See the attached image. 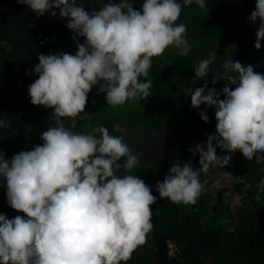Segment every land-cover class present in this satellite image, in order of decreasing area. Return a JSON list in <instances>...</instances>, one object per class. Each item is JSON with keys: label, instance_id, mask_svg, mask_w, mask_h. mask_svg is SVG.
I'll return each mask as SVG.
<instances>
[{"label": "clouds", "instance_id": "obj_1", "mask_svg": "<svg viewBox=\"0 0 264 264\" xmlns=\"http://www.w3.org/2000/svg\"><path fill=\"white\" fill-rule=\"evenodd\" d=\"M17 3L27 5L37 17L56 16L53 10L58 9L60 18L68 19L73 38L83 43L77 40L75 55L40 54L39 63L26 71L38 75L28 88L31 104L51 109L54 123L40 135L43 144L32 150L11 160L0 151V187L6 186V202L27 217L9 219L0 214V264H128L154 228L152 206L157 197L143 179L121 174V169L133 173L140 157L125 142L126 130L120 124H114L113 131L121 135H111L99 125L91 133L75 129L79 121L89 118L85 109L94 87L99 86L98 92L106 94L113 108L147 100L153 58L169 48L184 57L191 51L187 26L178 22L182 10L195 3L207 11V2L143 0L140 10H135L133 0L119 4L109 0L91 14L78 0ZM249 20L257 27L254 47L259 51L264 45V0H256ZM216 55L211 53L195 67V76L204 85L185 89L193 108L215 109V133L206 145L190 149L193 157L199 155L200 167L176 163L156 184L159 198L177 205L196 204L208 190L207 181L201 182L200 177L229 167L237 151L255 157L264 172V71L226 60L223 79L229 86L221 93L208 87ZM219 81L213 74L211 84ZM199 115L209 123L206 111ZM10 126L11 121L0 116V129ZM150 131H140L136 149ZM217 148L227 154L218 155ZM220 180L212 187L219 189ZM256 187L259 201L264 179ZM179 259L180 255L175 260Z\"/></svg>", "mask_w": 264, "mask_h": 264}, {"label": "trees", "instance_id": "obj_2", "mask_svg": "<svg viewBox=\"0 0 264 264\" xmlns=\"http://www.w3.org/2000/svg\"><path fill=\"white\" fill-rule=\"evenodd\" d=\"M206 2L207 11H202L193 3L182 10L178 21L187 26L186 36L191 45L188 56H180L177 49L169 48L163 56L153 58L148 77L152 81L148 99L113 108L107 104L106 94L98 92L95 114L77 132L91 133L99 125L107 127L111 135H121L113 131L114 124H120L126 130L125 142L140 157L133 173L151 187L153 195L157 197L152 210L158 226L180 249V259L169 261V264H185L190 260L202 263L204 257L210 258L212 264H264V195H261L259 201L256 200V186L264 179V172L255 157H246L237 151L229 167L210 170L207 175L200 177L201 182L207 181L208 190L199 197L196 204L177 205L167 199H160L156 191L157 182L163 181L172 165H166V171L163 172L136 149L135 137L144 128L153 130L159 127L161 131L176 135L189 118L194 122L191 129L199 140L207 141L209 135L215 133V109L203 105L200 109L193 108L191 97L186 96L185 92L187 87L194 89L204 85L203 81L196 78L194 70L199 61L208 58L211 53H216L217 59L210 66L209 89L215 88L222 93V89L229 86L223 79V64L228 59L264 71V45L259 51L255 49L257 27L249 20L255 10L256 0ZM133 3L134 9L140 10L143 0H133ZM78 4L90 14L102 9V5L95 0H78ZM58 21L51 14L37 17L27 5H20L17 0H0V116L11 121L10 127L0 129V151L5 153L7 160L43 144L40 136L25 123L28 99L22 66L27 65L46 45ZM73 37L74 33L70 34L67 43L54 53L75 55L78 50L77 40L80 43L83 40ZM218 57L221 64L217 62ZM213 74L221 80L216 85L211 84ZM221 99H224L223 94ZM90 107L91 93L85 111L88 112ZM43 111L48 128L54 123L52 110L43 106ZM200 111L207 112L209 123L201 119ZM67 123L69 121L66 120ZM141 142L151 145L153 138L149 135L141 139ZM182 144L185 145V142L182 141ZM217 154L227 153L217 148ZM191 155L192 152L179 159L175 154V162L181 166L188 163L198 168ZM220 171L238 176V180L233 183L232 196H238L242 206L236 214L231 210L229 201L213 197L212 185L222 177L218 175ZM202 206L204 211L197 212ZM0 214H6L9 219L17 215L27 218L26 214L17 212L7 204L6 186L0 187ZM206 226L208 232L203 230ZM158 261L159 254L149 233L146 244L133 253L128 264H158Z\"/></svg>", "mask_w": 264, "mask_h": 264}, {"label": "water", "instance_id": "obj_3", "mask_svg": "<svg viewBox=\"0 0 264 264\" xmlns=\"http://www.w3.org/2000/svg\"><path fill=\"white\" fill-rule=\"evenodd\" d=\"M53 11L57 13L56 17L59 19L55 26L54 34L49 38L46 45L31 58L29 63L22 66V74L25 79V87L27 90L28 99V108L25 123L28 124L31 127V130L39 136L47 130L43 117V106L32 105L28 93L29 85H31L36 79H38V75L35 73L26 75V71L30 72L33 66L39 63L38 56L40 54L48 55L50 53H54L59 47L66 44L68 35L72 33V31L67 28L68 19L60 18L58 9H54ZM98 87L99 86L94 87L91 92V107L87 112L89 114V118L79 121L75 131H78L79 127L86 124L95 114L98 107ZM118 163L123 164V162L121 161H119ZM121 174L135 175L134 173H125L123 169H121ZM152 223L154 225V228L150 235L159 254L158 264H169V260L167 257V241L169 240V237L161 232L154 213L152 216Z\"/></svg>", "mask_w": 264, "mask_h": 264}, {"label": "flooded vegetation", "instance_id": "obj_4", "mask_svg": "<svg viewBox=\"0 0 264 264\" xmlns=\"http://www.w3.org/2000/svg\"><path fill=\"white\" fill-rule=\"evenodd\" d=\"M95 1L99 3L100 5H102V7L104 4L109 2V0H95ZM112 2L118 3L120 2V0H112ZM216 59H217V56H216ZM217 62L221 64L219 57H218ZM193 123H194L193 120L189 118L187 120V123H184L183 125L184 127L182 126L180 130L176 133V135L166 133V131L164 130L161 131L159 127L155 128L156 130L153 129L152 131H150L151 132L150 135L154 137L153 144L150 145L153 153L150 152V149H147L143 152L142 155H144L149 160L150 163L154 164L156 168L165 172L166 165L174 166L176 164L175 154L178 155L179 159L185 158L186 156L191 154L190 149L195 148L196 145L198 144L206 145L207 141H202L196 138L195 133L191 129V126ZM144 129L151 130V128H148V127ZM142 135H143L142 133H139L138 136L135 137L137 138V141L140 140ZM182 141L185 142V145L182 144ZM164 155H166L167 157H165ZM191 159L196 161V165L199 168L200 167L199 160H198L200 159L199 155L195 157L191 155ZM185 264H201V263L199 262L196 263L190 260V261H187Z\"/></svg>", "mask_w": 264, "mask_h": 264}, {"label": "rangeland", "instance_id": "obj_5", "mask_svg": "<svg viewBox=\"0 0 264 264\" xmlns=\"http://www.w3.org/2000/svg\"><path fill=\"white\" fill-rule=\"evenodd\" d=\"M219 60L221 61L220 58H219ZM146 130L150 131L149 129H146ZM147 149H150V152L153 153L150 145H143L141 142H138V145H137V151L138 152L143 153ZM164 156L167 157L166 155H164ZM156 159H157V157H156ZM237 180H238V176L233 177L232 173H231V176H222V178L220 180L221 187L219 189H217V188L212 189L213 197L222 198V199L229 201V206L235 214L237 213L238 209L242 206L241 199L238 196H232V191L234 189L233 183L236 182ZM203 211H204L203 206L197 209V212L202 213ZM208 222L210 223V220H208ZM202 225H203V222H202ZM210 225H211V223L209 224V227H210ZM206 228H208V227L207 226L204 227L203 230L205 232H208ZM209 231H210V228H209ZM201 264H212V261L210 258L204 257V258H202Z\"/></svg>", "mask_w": 264, "mask_h": 264}, {"label": "built area", "instance_id": "obj_6", "mask_svg": "<svg viewBox=\"0 0 264 264\" xmlns=\"http://www.w3.org/2000/svg\"><path fill=\"white\" fill-rule=\"evenodd\" d=\"M167 253H168L169 259L175 260L180 255V249L173 241H168L167 242Z\"/></svg>", "mask_w": 264, "mask_h": 264}]
</instances>
